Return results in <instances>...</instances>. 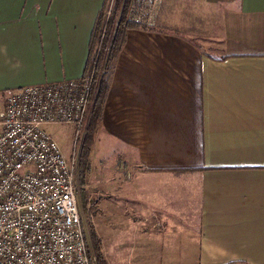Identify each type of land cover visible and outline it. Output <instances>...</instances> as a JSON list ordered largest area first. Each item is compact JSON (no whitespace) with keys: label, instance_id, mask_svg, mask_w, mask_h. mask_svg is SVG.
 Listing matches in <instances>:
<instances>
[{"label":"crops","instance_id":"crops-1","mask_svg":"<svg viewBox=\"0 0 264 264\" xmlns=\"http://www.w3.org/2000/svg\"><path fill=\"white\" fill-rule=\"evenodd\" d=\"M103 2L0 0V94L82 77ZM164 2L125 30L91 148L124 160L93 190L103 258L264 264V0Z\"/></svg>","mask_w":264,"mask_h":264},{"label":"built area","instance_id":"built-area-1","mask_svg":"<svg viewBox=\"0 0 264 264\" xmlns=\"http://www.w3.org/2000/svg\"><path fill=\"white\" fill-rule=\"evenodd\" d=\"M160 1L127 0L125 19L153 25ZM103 72L95 66L77 79L0 94V264H95L82 224L78 159H67L45 127L70 125L78 134Z\"/></svg>","mask_w":264,"mask_h":264},{"label":"trees","instance_id":"trees-1","mask_svg":"<svg viewBox=\"0 0 264 264\" xmlns=\"http://www.w3.org/2000/svg\"><path fill=\"white\" fill-rule=\"evenodd\" d=\"M114 1L115 7L113 9L111 8L110 14L107 15L106 11L109 9L110 0H104L101 10L96 16L89 41V56L86 72L90 71L95 66L97 70L99 67H103L104 72L100 75L97 93L92 104L91 115L87 125V132L79 154L78 175L80 185L85 184V173L89 168L88 155L94 144L97 124L102 115L110 76L115 67L118 52L124 42L125 30L128 28H140L144 30L156 28L155 25L147 26L126 20L124 11L127 0H124L121 8V0ZM87 204V201H83V207ZM88 235L89 252L93 254L97 264H106L101 253L99 239L92 227L89 228Z\"/></svg>","mask_w":264,"mask_h":264},{"label":"rangeland","instance_id":"rangeland-1","mask_svg":"<svg viewBox=\"0 0 264 264\" xmlns=\"http://www.w3.org/2000/svg\"><path fill=\"white\" fill-rule=\"evenodd\" d=\"M114 0H110L109 2V8H110V12H111V8L113 9L115 7V1ZM163 1H165L167 4L171 2H180L181 0H161L160 3ZM164 2V3H165ZM123 2L121 0L120 3V8L122 7ZM159 9V8H158ZM157 9V11H158ZM109 10V9H108ZM108 10L106 11V14L109 15L110 12H108ZM156 11V13H157ZM125 15V13H124ZM156 14H154L153 19H155ZM126 17V16H125ZM155 21V20H154ZM90 118V117H89ZM89 122V120H88ZM88 122L86 123L88 125ZM87 125H85L81 131L76 134V130L70 126V125H49L46 126L45 129L48 131V133L57 141V143L59 144V146L61 147L65 157L67 159H70L71 156L77 157V185H78V193H79V203H80V209H81V215H82V224H83V229L85 232V237L87 238V240H89V235H88V231L89 228L92 227L93 231L95 232L96 236L98 237V234H100V230L98 227V224L95 226V224L100 221L102 219V215H100V212L102 210L99 209H95L98 206L94 205L95 208H93V200L94 198L98 197L100 194L99 193H93V190H95L94 188H97L99 185L101 184H106L108 182V170L111 169L113 171V169H115L116 167L120 168L121 166H123L122 164H124V160L122 158L119 157L118 154H116V149L114 148V145L111 144H107V146L105 147V150L101 153L100 150L96 149L95 154L101 155V156H105L107 158V161H109L110 163L106 162V161H101L100 164H102L101 168H98V171H101V173L97 172V169H94L93 173L91 170L93 168V166L95 165V162L90 160V154L88 155V165L89 168L85 173V184L84 185H80V179H79V175H78V163H79V154L81 152V146L82 143L84 141L86 132H87ZM90 153H91V149H90ZM99 162V161H97ZM95 168V167H94ZM110 173V171H109ZM114 180V178H112ZM118 179H116L117 181ZM102 194V196H105L106 198L108 197V193H104V192H100ZM101 196V197H102ZM83 201H87V205H85L83 207ZM123 214V211L121 212ZM101 224V223H100ZM103 226V224H102ZM104 228V229H103ZM121 230H127L126 226L122 225V228L119 227ZM101 230H106L105 226L100 227ZM99 239V237H98ZM100 243V240H99ZM89 245V243H88ZM102 253V252H101ZM91 256L92 253L90 252ZM103 256V254H102ZM104 259V258H103ZM96 260V259H95ZM105 261V259H104ZM106 263V262H105ZM95 264H97V262H95Z\"/></svg>","mask_w":264,"mask_h":264}]
</instances>
